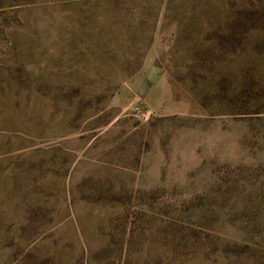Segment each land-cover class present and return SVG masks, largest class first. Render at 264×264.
<instances>
[{"label":"rangeland","instance_id":"rangeland-1","mask_svg":"<svg viewBox=\"0 0 264 264\" xmlns=\"http://www.w3.org/2000/svg\"><path fill=\"white\" fill-rule=\"evenodd\" d=\"M0 264H264V0H0Z\"/></svg>","mask_w":264,"mask_h":264}]
</instances>
